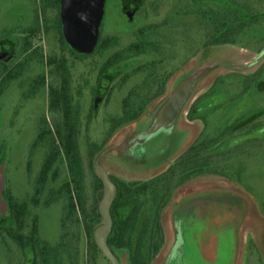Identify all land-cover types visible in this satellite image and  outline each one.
<instances>
[{
  "label": "rangeland",
  "instance_id": "obj_1",
  "mask_svg": "<svg viewBox=\"0 0 264 264\" xmlns=\"http://www.w3.org/2000/svg\"><path fill=\"white\" fill-rule=\"evenodd\" d=\"M43 5L0 0V78L3 67L24 66L0 92V226L10 227L11 196L28 204L25 233L36 219L41 240L36 256L31 246L0 238V264H71L76 250L79 264H111L102 252L88 260L85 223L93 215L96 162L116 185L110 249L122 264H179L173 260L178 223L189 236L188 226L201 225L205 211L219 206L226 215L214 222L229 226L228 242H208V264H264V0H102L98 23L80 41L67 30L64 0L61 32L56 22L42 19ZM36 12L41 26L32 36L27 31ZM225 14L233 16L223 33L230 43L209 45L216 37L204 42L208 22ZM30 36L32 46L24 53ZM105 38L112 44L99 50ZM136 43L137 54L129 51ZM116 54L122 61L101 75ZM181 60L163 97L134 123L120 124L140 112L145 91L125 115L123 100L143 84L145 67L156 62L158 69L171 68ZM203 69L171 133L157 141L164 156L153 157L148 149L155 142H148L147 133L160 108L181 82ZM64 81L68 90L61 89L53 109L52 89ZM52 110L58 111L54 119ZM44 121L61 149L71 128L79 133L88 201L86 213L76 207L79 223L62 191L71 180L63 154L40 202H32L52 145L49 137L38 139ZM90 144L98 150L94 172ZM192 146L194 152L187 153ZM186 246L187 257L195 250L205 254L193 243Z\"/></svg>",
  "mask_w": 264,
  "mask_h": 264
},
{
  "label": "trees",
  "instance_id": "obj_2",
  "mask_svg": "<svg viewBox=\"0 0 264 264\" xmlns=\"http://www.w3.org/2000/svg\"><path fill=\"white\" fill-rule=\"evenodd\" d=\"M45 6L43 5V13L45 20H53L57 23L58 30L61 32V8H62V0H41ZM216 20H211L208 22V31L205 37H202L204 42H208L211 40V38L216 37L209 43V45H221L230 43V40L227 39V35H223L224 32H226V27L231 22L233 16L232 14H225L224 16H216ZM41 26V17L36 12L35 18H34V27L31 29H28V33L32 36L39 33ZM225 34V33H224ZM112 44V40L110 38H105L100 42V45L98 47L99 50H104L110 47ZM32 46V38L31 36L29 38L25 39V43L23 46V52H27ZM141 49V43H136L129 46V51H133L139 53ZM54 61V62H53ZM122 61V56L120 54H116L112 57H110L106 63L101 68L100 74H105L110 68L113 66L119 64ZM53 63H55V59H52ZM185 63V60H181L179 64L173 65V67L169 68H163L158 69V65L156 62L150 64V66L145 67L148 68L149 74L142 85H139L137 87H134L131 89V91L128 93V95L123 100V111L124 115L128 112V109L131 107V103L134 100L135 97L139 96L141 92L145 91V99L141 105L140 112L127 119L126 121L120 123H131L136 121L143 110L151 104L153 101L159 99L164 95L167 83L169 79L173 76V74L176 72V70L179 68V66L183 65ZM2 71L5 73L3 78H0V92L6 88L11 82L16 80L20 77V75L24 71V66L22 63H19L13 68H9L7 66L3 67ZM46 84V79L43 76L41 78L40 86L43 87ZM56 84V83H55ZM64 90L67 92L68 90V83L67 81H64L62 83V87L59 88L58 85H55L52 89V95L54 97L52 101V108L55 109L60 105L61 97H59L60 91ZM67 104V103H66ZM65 105V102H64ZM58 111L52 110V117L58 115ZM44 126L42 128L41 133L39 134L38 139L40 141L45 140L46 138L52 139V145L49 152V155L47 159L45 160L42 170L40 173V176L38 177V187L35 192V196L33 198V203L37 205L42 197L44 187L46 185V182L49 177V173L51 169L53 168L54 164L57 162L58 158L63 154L67 166L68 171L71 177L70 182L63 185L62 191L66 192L69 197L70 207L72 208L73 215L75 220L78 222V212L76 211V207L80 206L82 209V212L86 213L88 211V201L85 194V171H84V164L82 160V156L79 149V133L76 129H70L65 136V143L63 145V149H61L57 142L54 140L52 127L51 125L44 121ZM118 124V125H120ZM194 152V146H192L187 153ZM98 153V150L95 149L94 145H89V166L94 172V158L96 154ZM200 154V153H197ZM175 165L171 166L169 171L171 169H174ZM173 179V178H172ZM94 183H95V192L96 196L93 199L92 205H91V211L92 217L90 218L89 222L85 223L86 228V235L87 240L89 243V255L88 260L89 262H93L95 260L98 253H101L99 250L97 244L94 240V231L95 229L102 223V217L99 213V202L102 198L103 194V185L101 180L96 176L94 173ZM8 205L10 210V227H4L0 226V238L6 241L7 243H19L20 245H29L32 247L34 253L36 256H39V246L41 244L40 235H39V226H38V220H34L33 225L31 227V230L29 233H25L26 229V218L29 214V207L26 202H19L15 199H13L11 196H8ZM112 213V209H111ZM1 219V216H0ZM113 232V231H112ZM111 235L108 239V244L110 246L111 241ZM71 264H79L78 262V252L77 250L74 251L72 258H71Z\"/></svg>",
  "mask_w": 264,
  "mask_h": 264
},
{
  "label": "water",
  "instance_id": "obj_3",
  "mask_svg": "<svg viewBox=\"0 0 264 264\" xmlns=\"http://www.w3.org/2000/svg\"><path fill=\"white\" fill-rule=\"evenodd\" d=\"M101 8L102 0H64L63 15L67 30L73 34L77 41L81 40L83 32L88 34L90 28L98 23ZM204 72V69L200 70L175 88L158 112V118L161 122L164 120L171 122L178 117L186 100L190 97L194 81ZM95 174L102 182L103 194L98 205L102 223L94 231V240L103 256L111 264H122L108 244L113 229L111 209L116 197V185L111 180L107 170L98 162L95 163Z\"/></svg>",
  "mask_w": 264,
  "mask_h": 264
},
{
  "label": "flooded vegetation",
  "instance_id": "obj_4",
  "mask_svg": "<svg viewBox=\"0 0 264 264\" xmlns=\"http://www.w3.org/2000/svg\"><path fill=\"white\" fill-rule=\"evenodd\" d=\"M162 97H160L159 99H161ZM159 99H157V100H159ZM157 100L153 101L152 103L156 102ZM148 106H150V104ZM140 116H139V118L142 117V116L141 117ZM174 121L175 120H173L171 122H167L166 120H164L161 122L160 119L158 118V116L155 117L153 124L147 133V135L151 136V138L148 142L149 143L155 142L154 145L152 146L153 148L149 147V149H148L149 153L153 157L159 158V157L164 156L163 153L165 152V148L161 144L158 145L159 143L157 141H160V139L163 140V138L166 137L164 135H169L171 133L170 130H172V128L174 126L173 125ZM134 122H132V123H134ZM156 144L158 146H155ZM160 161H161V159H159L157 162H160ZM170 166H172V165H170ZM170 166L168 168H170ZM224 210L225 209L222 206H219V207H216L214 209H211L212 212H210V213H208V210L205 211V214H204L203 220H202L203 222L201 225L194 224L192 226L191 225L188 226V232L194 233L193 235H192V233H190L188 236L186 226L184 224H181V222L178 223V226H176L177 227L176 230H177L178 235L176 237V244L174 245V251H173V257H174L173 260L176 263H179V264H186V263H188V264H208V246H209L208 242L210 244L212 242H220V246H222V247L226 246V244L228 242V231L230 230L229 226L227 227L226 224H224V222L223 223L214 222V217H216V215H221V216L226 215V212ZM187 242L190 244L193 243L194 247L196 249L204 248L205 254L199 255L198 252L195 250V251H192V254L191 255L189 254V256L187 257V255H186ZM197 256H198V258H197ZM222 258H223V256H222Z\"/></svg>",
  "mask_w": 264,
  "mask_h": 264
},
{
  "label": "crops",
  "instance_id": "obj_5",
  "mask_svg": "<svg viewBox=\"0 0 264 264\" xmlns=\"http://www.w3.org/2000/svg\"><path fill=\"white\" fill-rule=\"evenodd\" d=\"M189 99V98H188ZM188 99L186 100V102L188 101ZM186 102H185V104H186Z\"/></svg>",
  "mask_w": 264,
  "mask_h": 264
}]
</instances>
